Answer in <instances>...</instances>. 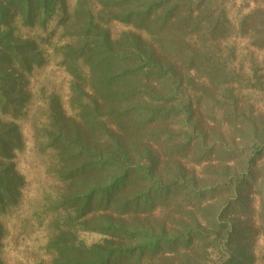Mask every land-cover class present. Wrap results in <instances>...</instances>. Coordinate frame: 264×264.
Here are the masks:
<instances>
[{
    "label": "trees",
    "instance_id": "obj_1",
    "mask_svg": "<svg viewBox=\"0 0 264 264\" xmlns=\"http://www.w3.org/2000/svg\"><path fill=\"white\" fill-rule=\"evenodd\" d=\"M227 10L223 0H0V217L17 206L25 186L12 161L24 145L15 120L25 119L57 182L41 187L51 233L49 260L41 264H142L161 249L186 252L194 243L203 247V258L208 247L220 253L219 264L253 263L247 249L254 235L264 241L263 144L254 146L240 172L228 175L222 188L231 194L210 228L185 226L163 237L134 224L183 187L196 198L219 191L197 188L180 174L163 181L142 137L149 134L161 145L181 140L167 126L182 119L186 140L172 147L203 143L193 113L206 96L191 92L195 79L226 85L238 76L232 62L244 49H264V12L242 13L235 26ZM114 22L127 29L112 35ZM15 25L39 33L19 37ZM230 37L234 42L225 46ZM51 59L69 75L67 94L63 101L55 89L41 91L34 102L33 92L21 86ZM79 231L103 237L86 244ZM4 235L0 221V251Z\"/></svg>",
    "mask_w": 264,
    "mask_h": 264
},
{
    "label": "rangeland",
    "instance_id": "obj_2",
    "mask_svg": "<svg viewBox=\"0 0 264 264\" xmlns=\"http://www.w3.org/2000/svg\"><path fill=\"white\" fill-rule=\"evenodd\" d=\"M68 1L69 4L72 2V0ZM224 1L228 6L227 18L235 26H238L239 16L242 13L257 8L264 12V0ZM53 26L54 23H51V27ZM108 27L114 36L127 29L117 22L111 23ZM58 31L52 36L53 42L58 40ZM38 33L39 31H31L15 25L16 36L29 37ZM224 42H226L223 43L225 46H231L234 41L230 37ZM232 66L238 71V76L230 77L226 85L219 82L213 85V82L207 80L203 86L198 79H195L196 88L191 92L198 94L204 90L206 96V101H201L193 113V121L197 123L195 128L203 138L202 144L199 140H195L180 150L172 147L173 144H183L186 140L185 134L188 133V128L182 119L173 121L167 126L175 133H181V140L161 145L149 134L142 137L148 144L151 156L158 163L155 173L160 175L163 181L173 180L180 174L181 178L190 180L188 183L197 188L220 186L217 187L219 191L196 198L192 193L187 195L190 187H183L184 190H181L174 200L168 204H160L152 214L147 216L146 213L141 212L137 215L138 219L134 224L138 227L135 228L144 229L151 235L162 234L163 237L181 232L185 226L193 230L199 226L210 228L214 216L224 207L226 196L231 194L223 192L224 182L228 179V175L242 170L245 161L253 154L255 145L263 144V155L258 161V166L264 164V49L249 46V49L243 50L242 56L238 55L236 60L234 59ZM68 80L67 72L56 66L51 59V62L27 75L21 87L25 92H33L34 102L41 100L39 96L41 91L48 94L51 89H55L64 101ZM214 99L223 106L219 107L217 103L214 105ZM209 100L212 104H209ZM233 106L237 107L234 111H232ZM7 118L11 119L9 115H1V119ZM15 121L20 125L19 130L24 145L21 152L14 151L12 161L15 169L24 176L25 186L17 206L2 213L0 217L6 232L2 239L0 257L3 264H41L42 261L47 263L49 256L45 252L51 236L48 226L50 215L45 214L46 202L41 187L43 185L46 188L50 179L51 186L57 182L52 170L50 173L47 164L44 163L45 154L37 152L38 148L35 147L29 133V126L32 125H29L25 119ZM138 147L142 150V147ZM205 148H211V152L206 154ZM52 155L51 152V162ZM206 158L209 160L207 161ZM245 193V196L251 195L250 190H245ZM257 203L255 201V205ZM256 224H259L258 219ZM247 235H251L250 232H247ZM102 237L95 232H78L79 240L86 244L100 242ZM202 250L203 247L195 243L186 252L181 248L170 253L161 249L157 254L153 253L156 256H146L142 264H219L221 262L222 255L217 251H212V248L208 247V254L203 258ZM247 250L255 256L252 264H264V241L261 236L254 235L253 245Z\"/></svg>",
    "mask_w": 264,
    "mask_h": 264
}]
</instances>
